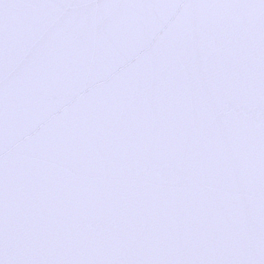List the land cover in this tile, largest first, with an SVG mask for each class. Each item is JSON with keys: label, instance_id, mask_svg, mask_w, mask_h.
<instances>
[{"label": "water", "instance_id": "95a60500", "mask_svg": "<svg viewBox=\"0 0 264 264\" xmlns=\"http://www.w3.org/2000/svg\"><path fill=\"white\" fill-rule=\"evenodd\" d=\"M0 264H264V0H0Z\"/></svg>", "mask_w": 264, "mask_h": 264}]
</instances>
